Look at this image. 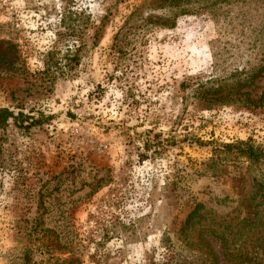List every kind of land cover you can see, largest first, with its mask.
Segmentation results:
<instances>
[{
    "label": "rangeland",
    "instance_id": "1",
    "mask_svg": "<svg viewBox=\"0 0 264 264\" xmlns=\"http://www.w3.org/2000/svg\"><path fill=\"white\" fill-rule=\"evenodd\" d=\"M244 1L0 0V264H203L205 226L264 220V165L221 148L264 150V106L221 98L264 57ZM248 229L217 264H264Z\"/></svg>",
    "mask_w": 264,
    "mask_h": 264
},
{
    "label": "trees",
    "instance_id": "2",
    "mask_svg": "<svg viewBox=\"0 0 264 264\" xmlns=\"http://www.w3.org/2000/svg\"><path fill=\"white\" fill-rule=\"evenodd\" d=\"M181 2L184 3L181 7L179 4H174L175 2ZM238 1L246 3L244 0H170L171 5L180 6L179 8V14H189L190 12H194V9L192 7L193 4H198L200 7H198L199 10L206 9L208 12H211L212 14H215L216 6L219 5L221 7L222 5H230V4H237ZM252 1H263L264 0H248V2ZM218 7V8H219ZM217 8V9H218ZM215 16V15H214ZM2 44V42H0ZM3 53L0 51V63L3 62ZM261 64L257 67H254L248 71V74H246L244 77L236 78L237 80L230 86V89H228V92L225 96L221 98H228L231 99L234 96H239L244 98L246 102L248 103V106L252 107H261L264 106V92H262L257 99H253L250 96V93L248 91L241 92L240 90L242 88H250L252 84L255 82L256 79L261 78L264 74V57L261 60ZM235 80V79H234ZM219 91H223V88H219ZM217 91V93L219 92ZM231 91H235L236 94L231 95ZM201 97L204 98L203 93L200 94ZM13 117V113L9 111L8 109L2 108L0 109V129L5 127L8 120ZM223 148L224 153H235V155L248 160L249 162L253 164H262L264 165V150L260 149L259 147L254 148L252 145H249V143L238 141L234 144H224L221 146ZM257 185V192L260 198L262 199V203L264 204V183L259 182L256 183ZM261 204V203H260ZM250 217H248V220L245 219L241 222H239L235 226H219L220 224H217L218 227H216V224L213 226L210 224L209 226H205L204 230H202L200 233L197 234L199 241H201L203 247L201 249L203 257V264H217V258L216 255L212 249V247L209 244V240H206L207 236L213 237L214 239L218 240L220 244L222 245L223 250V256L228 257L231 260H240L242 262H250L252 259V254L258 251L256 249H253L252 252L248 250V248L244 244H240L236 246V236L238 238H241V232L243 229H246L249 227L247 232L253 231L254 235L250 238L251 243H255V246H258L260 241H264V220L258 223H255ZM216 227V228H215ZM253 227V228H250ZM205 235H202V234ZM185 240L188 239L187 235H184ZM205 244V245H204ZM254 247V246H253ZM262 254H264V251L262 249ZM66 261L62 260L61 263L59 261L56 264H64ZM66 264H70V262H67Z\"/></svg>",
    "mask_w": 264,
    "mask_h": 264
}]
</instances>
